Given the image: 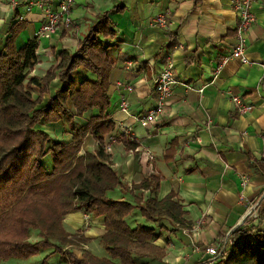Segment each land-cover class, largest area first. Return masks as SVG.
Returning <instances> with one entry per match:
<instances>
[{"label": "crops", "instance_id": "0c3cea01", "mask_svg": "<svg viewBox=\"0 0 264 264\" xmlns=\"http://www.w3.org/2000/svg\"><path fill=\"white\" fill-rule=\"evenodd\" d=\"M33 1L0 0V50L17 22L27 24L16 37L17 47L37 35L44 9L32 5ZM51 4L56 6L57 0ZM115 4L124 6L122 12L110 14L116 33L108 41L114 49L108 114L117 122L106 134L105 143L111 165L125 187H116L107 194L134 203L135 197L128 192L130 185L149 173L158 175L157 198L174 191L189 228L178 227L167 218L143 221L134 209L125 217L129 226L153 227L159 236L151 242V256L134 257L133 264H209L215 256H208L205 247L218 246L219 238L238 225L252 220L264 229V217H245L251 203L257 214L264 207V176L252 165V159L264 161V0H253L255 20L244 34L250 61L243 64L232 58L218 71L222 57L234 43L232 0H76L71 28H61L51 38L39 40L40 62L32 74L44 75L55 60L52 49L59 52L63 47L76 48L89 26ZM159 15L164 17V24L157 22ZM168 60L178 83L161 116L144 127L135 117L154 107L157 92L153 79ZM127 84L131 89L125 87ZM60 87V80L53 79L44 101ZM233 94L251 105L248 112H237L231 102ZM121 100L127 102L128 114L120 111ZM98 114L95 108L74 119L65 117L38 126L50 132L52 141L70 142L74 127L87 124L91 116ZM120 135H134L136 147L126 150L120 139L115 140ZM96 146L95 137L88 134L80 154L92 152ZM169 148L173 155L166 158ZM145 150L153 154L151 163L144 159ZM49 155L43 161L52 170L50 159L46 166ZM85 221L91 226L83 232L88 240L80 246L81 255L86 249L107 257V251H100L103 243L99 236L105 232L103 216L93 218L79 210L67 214L63 224L75 233L84 229ZM194 245L200 249L194 251Z\"/></svg>", "mask_w": 264, "mask_h": 264}, {"label": "trees", "instance_id": "16d2710c", "mask_svg": "<svg viewBox=\"0 0 264 264\" xmlns=\"http://www.w3.org/2000/svg\"><path fill=\"white\" fill-rule=\"evenodd\" d=\"M123 10L124 6L115 4L102 12L76 48L52 49L55 60L42 76L32 74L40 62L39 38L35 36L21 47L16 45L26 22H17L6 37L0 50V260L23 259L52 250L39 264H50L52 254H58L64 264H133L134 257L151 256V242L159 236L153 227L129 226L125 217L136 208L145 220L167 218L178 227L189 228L174 191L157 198L160 178L154 173L130 185L128 192L135 197L134 203L107 194L125 187L111 165L105 144L106 134L115 127L108 114L109 77L114 65V49L108 41L116 33L110 14ZM79 69L93 75L81 72L77 82L74 78ZM55 78L61 87L45 102ZM95 108L99 114L74 127L70 142L52 141L50 132L38 126L65 117L74 119ZM88 134L95 137L97 146L80 154ZM119 139L128 151L137 145L135 137L129 135L115 138ZM49 153L52 170L43 161ZM172 155L169 148L166 158ZM252 165L264 176V161L252 159ZM79 210L93 218L104 217L105 232L99 237L107 257L86 249L80 257L73 251L88 238L82 229L67 231L63 222L67 214ZM257 215L264 217V207ZM32 230H38L37 241L30 239ZM219 239L225 243L209 264H264V229L252 220Z\"/></svg>", "mask_w": 264, "mask_h": 264}, {"label": "built area", "instance_id": "2783aa9c", "mask_svg": "<svg viewBox=\"0 0 264 264\" xmlns=\"http://www.w3.org/2000/svg\"><path fill=\"white\" fill-rule=\"evenodd\" d=\"M54 0H35L31 2L32 5H38L44 9V14L42 18V26L37 32V38L39 40L42 37L51 38L54 34H56L59 29L63 28H71V11L73 9V5L75 4L76 0H57V5L53 6L51 2ZM233 9L236 17L235 25L233 29L235 31L234 35V43L227 54H225L221 62L217 67L218 69L227 61L233 59L239 60L241 63L246 64L250 61V59L246 56V45L244 34L245 30L249 28V26L254 22L255 16L253 15V0H232ZM157 22L164 24L165 19L162 15H159L157 18ZM130 65V64H129ZM154 82V89L157 92V100L153 108L148 109L147 112L140 116L135 117L139 123L146 127L147 124L150 122L158 119L161 114L163 113V109L165 107L166 102L173 94V89L175 85L178 83V80L175 76V69L172 63L168 60L167 63L158 71L153 79ZM121 84V82L119 83ZM125 87L129 90L131 89L130 85H125ZM203 91L202 88L199 89ZM231 102L235 104L237 112L239 114H243L248 112L251 108L250 104L243 103L240 96L238 94H233L231 96ZM120 111L124 114H128V105L125 100H121L120 104ZM113 121L117 122L116 118H112ZM131 139L134 138V135L131 136ZM108 149V142L105 143ZM145 161L153 160V154L150 150H145L143 152ZM244 182V181H242ZM241 200H244L243 196H240ZM257 209L252 203L249 206V209L246 211L245 217L249 216H256ZM225 240L220 242L218 246L209 245L205 247V253L209 256H217L219 255V250ZM193 250H199V246L194 245Z\"/></svg>", "mask_w": 264, "mask_h": 264}, {"label": "rangeland", "instance_id": "374dc122", "mask_svg": "<svg viewBox=\"0 0 264 264\" xmlns=\"http://www.w3.org/2000/svg\"><path fill=\"white\" fill-rule=\"evenodd\" d=\"M54 53V52H53ZM54 58V57H53ZM54 61V60H53ZM81 72H83V74H86V75H93L92 72H88L86 70H83V69H79L76 73H75V78L74 80H76L77 82L80 81V78L82 77V74ZM86 77V76H85ZM49 159L52 161V156L51 154L49 155L48 159L46 160V166H48V161ZM143 221H145V219L143 217H141ZM91 226V223L88 221H85L84 222V225H83V232L86 230V228L90 227ZM39 238V235H38V230H32L31 231V237L30 239L32 241L34 240H37ZM99 245L100 247V242L97 241L96 245ZM73 249L75 250V252H77L78 254L81 255V250L82 248H76V247H73ZM103 249V251L105 252V248L104 246L102 245V248H100V251ZM52 250H45V251H42L40 252L39 254L37 255H34V256H31V257H28V258H23V259H18V258H10L9 260H6V261H3V260H0V264H39L43 258L45 257V255H47L48 253H50ZM49 263L50 264H63L61 261H60V256L58 254H54L50 259H49Z\"/></svg>", "mask_w": 264, "mask_h": 264}]
</instances>
